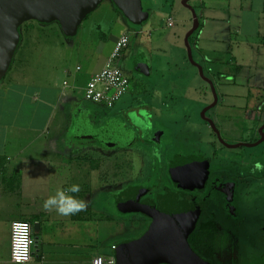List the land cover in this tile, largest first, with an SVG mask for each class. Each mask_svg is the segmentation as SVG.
I'll use <instances>...</instances> for the list:
<instances>
[{
  "label": "rangeland",
  "instance_id": "1",
  "mask_svg": "<svg viewBox=\"0 0 264 264\" xmlns=\"http://www.w3.org/2000/svg\"><path fill=\"white\" fill-rule=\"evenodd\" d=\"M183 1L142 0L148 16L142 24H135L118 12L112 0H104L71 36L57 22L42 24L29 20L23 23L20 27L22 40L12 67L0 81V125L34 128L35 131L29 134V139H34L31 143H53L66 127L60 119L64 107L62 104L49 106L48 101L51 102L57 94L52 88L54 84L55 87H62L64 81L69 84L68 91L75 98L77 107H82L81 111L88 115L82 122L81 133L94 139L88 140L93 139L92 146L85 147L84 153L77 149L79 153L70 154L68 174L71 180L92 178V187L99 186L101 192L98 189L93 191L91 199L98 198L100 207L109 205L101 209L104 230L98 252L102 255L112 253V244L118 246L124 240L139 237L148 224L146 220L141 222V218L118 214L114 205L111 208L115 189L121 190L137 182L174 188L175 180L171 179L175 177L174 159L177 155L212 158L213 153L219 150V155L214 153L218 156L212 159V164L224 167V178L234 177L237 187L230 214L225 200L224 208H221L224 211L209 203L203 212L202 220L215 223L219 230L215 238L218 248L214 252L213 264H264V167L256 168L257 164L264 166V142L254 147L226 146L253 143L257 134V122L238 108L224 106L222 112L216 105L203 115L214 101L210 84L189 60L184 38L168 42L169 29L161 27L162 30H155L159 25L164 26L168 16L176 14L177 8L191 12ZM188 5L195 7V0H190ZM192 26L193 22H190L185 27L191 29ZM125 29L133 30L130 31V54L125 60L128 71H125L133 77L130 89L137 88V92L124 95L114 107L107 109L85 100L84 87L91 74L102 68L105 57L113 51L114 37L122 35ZM195 35L190 37V42L194 41ZM136 57L144 60L142 63L150 68L148 74L132 69V61ZM195 59H198L197 55H194ZM78 65L80 71L76 69ZM202 65L204 73L208 74V67L204 63ZM60 68L66 69L62 75L58 73ZM258 91L264 92V89ZM35 96L38 100L33 102ZM261 96L260 100H263L264 95ZM129 106L134 109H129ZM208 119L221 126L223 149L219 138L218 141L214 139V129ZM134 120L139 122L135 124ZM57 122L62 123L58 133L55 131ZM114 122L123 125L126 136L132 126L135 140L140 144L125 148L128 142L124 135L117 140V152L109 151L108 148L115 144V137L104 142L97 137L103 138L105 133L107 138L113 135V131L118 129L112 126ZM69 126L67 132L72 130ZM71 126L75 127V123ZM107 127L109 129L105 130ZM152 135L156 136L157 142H152ZM62 138L61 144L66 140V137ZM16 141L17 144L26 143L20 139ZM74 141H68V148L81 144ZM97 141L102 144L99 148L96 147ZM151 177L157 180H144ZM86 194L84 197L88 198ZM108 208L112 218L108 215ZM231 211L236 215L232 216ZM108 217L111 218L109 223L105 220Z\"/></svg>",
  "mask_w": 264,
  "mask_h": 264
},
{
  "label": "crops",
  "instance_id": "2",
  "mask_svg": "<svg viewBox=\"0 0 264 264\" xmlns=\"http://www.w3.org/2000/svg\"><path fill=\"white\" fill-rule=\"evenodd\" d=\"M193 8L198 18V26L189 36L193 58L197 55L198 59H195V62L203 67V71L205 70L203 63L208 67L209 73L205 72L204 75L206 74V78L214 83L218 94L216 105L220 106L222 112L224 106L238 108L254 118L253 121L257 122L255 129L257 134L252 142H256L264 125V99L260 100L264 92L258 91L264 89V0H195ZM176 10L175 15L168 16L164 26L159 25L155 30H162L161 27L169 29L171 34L167 36L168 42H174V39L181 37L185 42L186 36L194 26L195 18L192 11L180 8ZM190 22H193V26L188 29L185 26ZM127 31L133 30L125 29L122 32ZM138 31L144 32L143 29ZM194 33H196L194 41L190 42V37ZM118 37H114L112 48ZM129 54L130 50H127L126 56ZM108 57L104 60L106 61ZM149 69L148 67L142 71L135 67V70L142 74H145L143 72L148 74ZM97 70L91 75L99 71ZM64 72L66 69L60 68L58 73L62 75ZM63 85L62 87L53 85L52 88L57 94L51 102L48 101L49 106L62 104L64 107L60 119L65 122L66 127L64 132H60L62 123L57 122L55 131L62 135L58 139L54 138L53 143L51 141L42 145L31 143L34 139H29L31 136L29 134L35 131L34 128L20 129L12 128V125L9 127L0 125V264H15L10 260V252L11 225L16 220H28L33 225L36 222L40 224L39 231L34 232V257L26 264H91L92 257L100 254L98 250L103 229L101 209L109 205L100 207L98 198L91 199L93 191L98 189L101 192L99 186L92 187V178L88 176L87 180H71L69 177L68 168L72 158L70 154L79 153L77 149H82L84 153L85 147L92 146L94 138L81 133L82 122L88 115L81 111L82 107H77L75 98ZM133 90L137 92V88ZM37 100L38 97L35 96L33 102ZM73 122L75 127L71 126ZM68 125L72 129L70 132H67ZM62 137L64 139L66 137L67 141L64 140L61 144L59 141L63 139ZM90 138L93 139L89 142ZM18 139L26 143L17 144ZM69 140L70 142L78 140L77 142L81 144L68 148ZM72 184L80 185V192L73 195L84 201L90 200L85 211L64 217L54 210L47 211L43 208L44 200L50 195L58 190H66ZM84 194L88 198H84ZM109 196L111 199L110 194ZM112 201L111 208L114 205V198ZM107 212L111 216L110 208ZM111 218H106V222L109 223ZM113 245L115 244H112L111 248ZM217 248L215 244V251Z\"/></svg>",
  "mask_w": 264,
  "mask_h": 264
},
{
  "label": "water",
  "instance_id": "3",
  "mask_svg": "<svg viewBox=\"0 0 264 264\" xmlns=\"http://www.w3.org/2000/svg\"><path fill=\"white\" fill-rule=\"evenodd\" d=\"M104 0H0V81L5 77L12 66L15 53L21 41L20 27L29 20H35L43 24L53 22L59 23L61 29L67 35H75L82 22L93 12ZM121 13L131 22L142 24L148 14L144 10L142 0H112ZM189 0H184L194 15V26L186 36L185 42L188 49L189 60L198 68L200 75L210 84L214 93V102L208 106L205 112L214 107L218 102L212 80L206 78L203 67L195 62L192 49L189 44V36L198 26V18L193 7L188 5ZM136 68L144 70L148 68L139 62ZM214 130L219 132L211 119H208ZM261 138L253 143H244L226 146L237 148L245 145L254 147L264 141V125L260 129ZM184 161V162H183ZM195 159L183 158L182 164L178 165L179 177L186 174L190 166L196 165ZM196 175V174H195ZM192 175L191 176H195ZM196 177V176H195ZM186 181V180H184ZM196 180H193L195 182ZM142 190V189H141ZM134 192V193H131ZM139 192V189H129L120 201V207L124 211L138 210L144 212L152 219L146 231L137 238L127 239L120 243L115 249L116 264H210L200 257L189 244V237L195 231L200 216L202 203L181 193L168 192L162 200L155 213V206L151 202L149 208L127 205V199ZM227 200H233V190H225ZM138 194L140 196L144 195ZM139 196V197H140ZM139 197L138 201L139 202ZM125 207H124V206ZM34 232L40 229L39 222L34 225Z\"/></svg>",
  "mask_w": 264,
  "mask_h": 264
},
{
  "label": "flooded vegetation",
  "instance_id": "4",
  "mask_svg": "<svg viewBox=\"0 0 264 264\" xmlns=\"http://www.w3.org/2000/svg\"><path fill=\"white\" fill-rule=\"evenodd\" d=\"M130 44H131V42H130ZM127 50H129V48ZM127 50L123 53L122 57L118 60V63L122 66L124 71L125 70L128 71V69L126 67V63H125ZM143 61L144 60L138 59V57L134 58L132 61V64H133L132 69L135 70L137 63L143 62ZM127 71H125L126 74H127ZM129 77H130L131 82H132L133 77H131V76H129ZM133 92H134V90L129 88V91L126 94L131 95ZM129 109H134V108H133V106H129ZM211 120L213 121V119H211ZM131 121L133 124V120H131ZM134 121H135L134 122L135 124L137 122H139L138 120H134ZM208 122H209V120H208ZM214 124H215V126L219 132V135H218V133L214 130V132H213L214 139L218 141V138H219V140L221 142V149H223L224 148V140H222L220 138V129H219V128H221V126H219L217 123H214ZM116 125H117V127H116ZM112 126L114 128H118L117 130L113 131V135H110L109 138H107L106 133H105L103 138H100V137H97V138L101 139L102 142H104V141H106V139H108L110 141L112 137H115L116 141H115L114 146H110L108 148L109 151H111L112 153L115 154L117 152V146H118L117 140H120V137L124 136L126 132L125 133L123 132V128H122L123 125L118 123V122H114L112 124ZM211 126H212V124H211ZM212 128H213V126H212ZM108 129L109 128L107 127V129H105V130H108ZM127 133H128V136H126V135L125 136L127 137L126 142H128V144L124 145L125 148L135 146V144H140L139 142H137L135 140L136 135L134 133V129L132 126H131V128L129 127V130L127 131ZM154 136L152 135L151 140H152V142H157L156 136L155 137ZM260 138H261V135L259 133L258 138L256 140H259ZM141 141H143L144 143L146 142L145 140H141ZM149 143L150 142H148V144ZM214 143H216V142L214 141ZM100 145H102V144H100V142H98V145L96 147L99 148ZM214 150H216V148H214ZM214 153H217L219 155L220 152H219V150H216ZM214 153L212 155V158L195 157V156L190 157L191 159L197 160L196 165L194 164V165L190 166V168H188V170L186 171V174L181 176V177H179V175H177V174H178V170H179L178 165L182 164L181 159H183V157L177 155L174 159L175 177L173 179H171V180H175V185L172 184L174 186V188H172L170 186L168 187V185H164L161 187L158 184L151 183V182H149V183L137 182V183H133L127 187H123V188H121V190L115 189V191L113 192L115 211H117V213L119 212L118 214L131 215V216H134L136 218H141L142 219L141 222H145V220H146L148 223L146 225V228H148L149 224L152 221V219L150 218V216L148 214L141 212V211H138V210L124 211L121 209L120 204H119L120 201L118 200L129 189H139V192H137L133 196L131 195L127 199L128 202L126 204L129 206L130 205L139 206L140 204L144 203L142 206L144 208H149L151 206V202H152L155 206V213H156V210L158 209V206L160 204V200H162V198H164L168 192L181 193V194H184V195L192 198L194 200V202H196V203L201 202L202 207H201L200 216H199V219H198V222L196 225V229L198 228V226L201 222H205L204 220H202V216H203L204 210L207 208L209 203L216 205V207L218 208L219 211H224V209H221V208H224V200H225V203L227 204V207H228L227 211L230 214L229 209L234 208L233 202L235 201V192H236L237 183L234 182V180H235L234 177L227 176L226 178H224V167H221V166L215 167L212 164V159H215L218 156V155L216 156V154L214 155ZM217 168H220L221 170L217 169ZM191 174L192 175L196 174L195 175L196 177L191 176ZM144 180H157V179H156V177H151V178H147ZM184 180H186V181H184ZM193 180H196V181L193 182ZM224 189L227 191L233 190V200L232 201L229 202L227 200V195H224V192H225ZM143 192H145L144 195H142V196L138 195V194H142ZM131 193H134V192H131ZM138 197H139V202L137 203ZM89 201H88V199L85 201L87 203V205L89 204ZM231 212H234L232 214V216H234L235 211H231ZM145 231H146V229H145ZM143 233H141L140 235H142ZM135 238H137V237H135ZM131 239H134V238H131ZM213 261H215V258H213L211 260L212 264H213Z\"/></svg>",
  "mask_w": 264,
  "mask_h": 264
},
{
  "label": "built area",
  "instance_id": "5",
  "mask_svg": "<svg viewBox=\"0 0 264 264\" xmlns=\"http://www.w3.org/2000/svg\"><path fill=\"white\" fill-rule=\"evenodd\" d=\"M171 24V21L170 23ZM131 32H124L114 44V49L103 67L88 80L84 87L85 100L104 108H112L129 91L131 79L126 74L118 60L129 48ZM80 67H77L79 70ZM65 81L64 86L68 88ZM35 238L33 224L28 220H16L11 225L10 260L15 264H26L34 257ZM109 255H95L91 264H116L115 249Z\"/></svg>",
  "mask_w": 264,
  "mask_h": 264
},
{
  "label": "clouds",
  "instance_id": "6",
  "mask_svg": "<svg viewBox=\"0 0 264 264\" xmlns=\"http://www.w3.org/2000/svg\"><path fill=\"white\" fill-rule=\"evenodd\" d=\"M264 166L256 165L257 169ZM80 192L79 184H72L66 190H58L43 202V208L47 211L54 210L58 215L68 217L74 216L87 209V203L73 194Z\"/></svg>",
  "mask_w": 264,
  "mask_h": 264
},
{
  "label": "trees",
  "instance_id": "7",
  "mask_svg": "<svg viewBox=\"0 0 264 264\" xmlns=\"http://www.w3.org/2000/svg\"><path fill=\"white\" fill-rule=\"evenodd\" d=\"M117 10L118 12L120 11L119 9ZM217 234L218 228L215 223L201 222L198 228L190 235L189 244L200 257L211 261L214 257Z\"/></svg>",
  "mask_w": 264,
  "mask_h": 264
}]
</instances>
